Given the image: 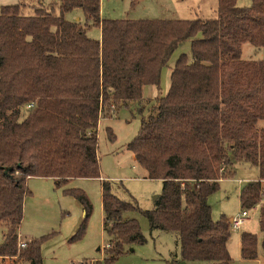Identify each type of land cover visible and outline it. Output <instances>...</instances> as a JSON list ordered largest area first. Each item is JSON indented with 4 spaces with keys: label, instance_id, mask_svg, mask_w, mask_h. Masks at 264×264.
<instances>
[{
    "label": "trees",
    "instance_id": "trees-1",
    "mask_svg": "<svg viewBox=\"0 0 264 264\" xmlns=\"http://www.w3.org/2000/svg\"><path fill=\"white\" fill-rule=\"evenodd\" d=\"M36 2L31 13L24 3L0 8V256L42 264L39 240L17 249L26 179L100 177V115L139 101L147 84L159 86L162 67L186 40L190 55L175 60L168 92L127 144L146 178L162 181L154 207L141 212L151 229L177 233L181 260L231 264L229 222L211 218L207 199L246 162L258 176L241 189L239 206L257 207L264 252V129L256 126L264 119V59L241 58L244 42L264 47V0H218L216 17L205 19L102 18L99 0H59L57 14ZM73 8L83 23L64 18ZM91 26L100 39L86 34ZM101 206L105 262L116 264L124 247L146 241L123 216L139 209L106 180ZM240 254L256 258L254 234L240 235Z\"/></svg>",
    "mask_w": 264,
    "mask_h": 264
},
{
    "label": "rangeland",
    "instance_id": "rangeland-1",
    "mask_svg": "<svg viewBox=\"0 0 264 264\" xmlns=\"http://www.w3.org/2000/svg\"><path fill=\"white\" fill-rule=\"evenodd\" d=\"M46 8L52 6L58 14L59 0H0L4 5L24 3L25 13H31L37 2ZM100 17L110 19H194L214 18L218 0H99ZM252 0H237L238 6H250ZM69 21L84 22L81 9L73 8L64 13ZM94 39L100 38L98 26L86 31ZM182 53L190 55V41H184L171 54L166 66L160 72L159 86L147 84L141 92V99L127 106L109 109L100 115L97 131L98 170L100 177L72 178L56 183L50 177L30 176L26 179V194L23 200V214L18 228L17 249L20 243L39 240L42 264H107L105 262L108 235L102 227L101 183H110L112 192L121 200L133 202L139 210L123 214L125 218L137 221L146 241L124 247L116 264H211L209 261L180 259L178 235L174 231L151 229L141 210L154 207V197L162 189V181L146 178L137 165L127 144L137 135L141 121L149 115V108L155 99L165 96L170 87L171 70L175 60ZM241 58L264 59V47L249 42L241 45ZM117 108V109H116ZM115 110V111H112ZM257 178L256 168L246 162L235 165V173L218 181L217 189L208 196L213 220L229 221L240 211L239 194L248 181ZM264 191V190H263ZM83 194L86 206L78 197ZM264 200V194H263ZM84 227L78 232L81 224ZM230 227V226H229ZM230 229L226 243L231 264H264L259 230L258 209H247V217L239 229ZM4 228L0 227V243ZM78 232V233H77ZM252 233L257 238V256L243 259L240 254V235ZM75 238H72L74 237ZM0 264H29L25 259L1 257Z\"/></svg>",
    "mask_w": 264,
    "mask_h": 264
},
{
    "label": "built area",
    "instance_id": "built-area-1",
    "mask_svg": "<svg viewBox=\"0 0 264 264\" xmlns=\"http://www.w3.org/2000/svg\"><path fill=\"white\" fill-rule=\"evenodd\" d=\"M246 217H247V209H240L237 215H235L228 221L229 226L232 227L233 229H239L240 225L242 224L243 220ZM20 247H24V243H20Z\"/></svg>",
    "mask_w": 264,
    "mask_h": 264
},
{
    "label": "crops",
    "instance_id": "crops-1",
    "mask_svg": "<svg viewBox=\"0 0 264 264\" xmlns=\"http://www.w3.org/2000/svg\"><path fill=\"white\" fill-rule=\"evenodd\" d=\"M91 37V36H90ZM93 38V37H92ZM100 39V38H99ZM146 86V85H145ZM145 86H143V88L145 87ZM142 88V89H143ZM161 96H163V95H161ZM256 126L259 128V129H264V119H259L258 121H257V123H256ZM234 171H235V166H234ZM257 176H258V174H257ZM253 180H255V179H253Z\"/></svg>",
    "mask_w": 264,
    "mask_h": 264
},
{
    "label": "water",
    "instance_id": "water-1",
    "mask_svg": "<svg viewBox=\"0 0 264 264\" xmlns=\"http://www.w3.org/2000/svg\"><path fill=\"white\" fill-rule=\"evenodd\" d=\"M157 197V196H156ZM156 197H154V199H156ZM180 264H184L183 262H181Z\"/></svg>",
    "mask_w": 264,
    "mask_h": 264
}]
</instances>
